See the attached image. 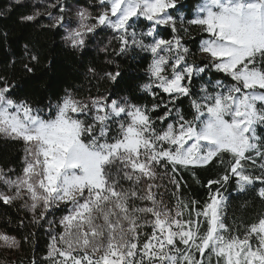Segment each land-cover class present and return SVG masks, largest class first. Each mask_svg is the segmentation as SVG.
Wrapping results in <instances>:
<instances>
[{
	"label": "snow or ice",
	"instance_id": "snow-or-ice-1",
	"mask_svg": "<svg viewBox=\"0 0 264 264\" xmlns=\"http://www.w3.org/2000/svg\"><path fill=\"white\" fill-rule=\"evenodd\" d=\"M96 6L95 15L79 8L75 27H65L73 23L65 0L20 21L46 15L50 27L65 29L62 39L72 49L108 29L106 55L150 53L147 82L137 86L150 102H135L134 89L86 97L65 89L41 107L15 97V82L0 75V136L22 143L24 152L19 172L0 167V203H19L29 225H48L43 257L33 251L27 262L0 264H264V212L229 224L224 194L234 181L239 192L252 190L264 201V135L258 134L264 0H199L187 18L174 14L184 7L181 0H97ZM139 18L149 22L146 31L137 32ZM161 25L171 29L170 38L159 35ZM193 29L200 36L196 52L184 39ZM24 55V71L34 73L39 55L28 45ZM106 66L115 70L90 66L87 74L119 86L120 65L108 60ZM212 167L218 171L203 185V201L182 194L183 173L199 184L196 170ZM17 226H27L24 218ZM21 246L0 230V247Z\"/></svg>",
	"mask_w": 264,
	"mask_h": 264
},
{
	"label": "trees",
	"instance_id": "trees-1",
	"mask_svg": "<svg viewBox=\"0 0 264 264\" xmlns=\"http://www.w3.org/2000/svg\"><path fill=\"white\" fill-rule=\"evenodd\" d=\"M68 7L88 8L93 15L101 9L96 6L97 0H65ZM184 12L186 18L194 10L199 0H184ZM42 10L39 4L32 0H0V34L6 33V38L0 35V75L7 76L10 82H15L16 88L13 95L20 99H29L33 104L41 107L48 104L51 100L63 95L65 89H80L82 96L114 91L120 96L128 95L127 89H134L137 97V103L148 104L150 96L143 93L137 87L147 82L146 69L151 61V55L147 52L137 50V53H129L127 56H109L102 48L108 44L112 38V32L108 29L97 30L94 37L89 39L88 44L83 49H72L67 46L62 37L66 34L64 28H52L51 20L42 15L35 21L22 23L20 17L31 14L34 10ZM57 10V9H56ZM53 10V11H56ZM148 21H138V27L146 30ZM159 35L164 38H170L171 29L168 26L158 27ZM188 41V46L193 52L197 51L199 43V33L193 29L189 36H184ZM28 45L35 54L39 55V63L34 65V73H26L23 64L27 62L24 55V46ZM116 47L113 41L109 52ZM108 60H113L119 64L124 72V77L119 86L103 80H97L87 74L88 67H96L99 71L115 70L111 66H106ZM14 61V63H13ZM210 73V74H209ZM208 77L223 78L220 74L209 72ZM199 81H197V87ZM181 107L187 109L188 101L185 100ZM258 134L264 135V128H258ZM24 152L23 144L14 142L0 136V167L5 170L9 168L16 169L19 172L22 166ZM217 168H202L196 170L197 178L200 183H196L190 172L183 173V178L187 182L186 187L182 188V194L203 201L207 196V189L203 186L208 179L215 178ZM171 186L169 185V188ZM259 185H257V188ZM164 191V189H161ZM228 197L227 222L243 225L253 220L257 214L264 212V201H261L252 190L239 192L235 182H231L224 190ZM169 200L167 196L164 197ZM60 213L56 214L58 218ZM24 218V228H19L18 221ZM31 217L28 213L19 210V203L13 206H6L0 203V230H7L9 234L15 235L21 240V248L18 251L9 250L0 247V261H20L27 262L31 259L33 251L37 257H43L47 251L48 235L47 223L43 228L28 224ZM53 219V217H49ZM30 236L28 242H24V237Z\"/></svg>",
	"mask_w": 264,
	"mask_h": 264
},
{
	"label": "rangeland",
	"instance_id": "rangeland-1",
	"mask_svg": "<svg viewBox=\"0 0 264 264\" xmlns=\"http://www.w3.org/2000/svg\"><path fill=\"white\" fill-rule=\"evenodd\" d=\"M15 1V0H14ZM16 1H22V0H16ZM32 1H34V2H36L37 4H39V6H40V8L41 9H43V11H45V6H46V4H49V3H52L53 2V0H32ZM182 1H184V0H181V2ZM79 8H82V7H77V6H75V7H68L67 6V11H66V13H65V16H66V19H68V20H71V21H73V23H71V25H66L65 27H75L76 26V24H75V19H76V17H75V13H76V11L79 9ZM39 11H42V10H39ZM181 13H183L184 14V12L183 11H181V8L179 9V11L178 12H176V13H174L175 15H177L178 17H179V15L181 14ZM56 14H58V9L56 10V11H53V15H56ZM185 15V14H184ZM186 16V15H185ZM140 20H144L143 18H139V19H137V21H136V30H137V32H140V31H142L139 27H138V21H140ZM178 24H179V21H178ZM159 27H165V25H161V26H159ZM64 31H65V29H64ZM143 31H146V30H143ZM192 32V31H191ZM181 35H183V33L181 34ZM186 36H189V34L188 35H186ZM150 54V53H149ZM151 55V54H150ZM210 74V73H209ZM212 76V74L210 75V77ZM259 187H260V185H259ZM258 187V188H259Z\"/></svg>",
	"mask_w": 264,
	"mask_h": 264
}]
</instances>
